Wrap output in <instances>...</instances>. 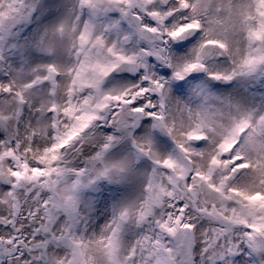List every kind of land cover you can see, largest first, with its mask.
<instances>
[{
    "label": "snow or ice",
    "instance_id": "obj_1",
    "mask_svg": "<svg viewBox=\"0 0 264 264\" xmlns=\"http://www.w3.org/2000/svg\"><path fill=\"white\" fill-rule=\"evenodd\" d=\"M0 264H264V0H0Z\"/></svg>",
    "mask_w": 264,
    "mask_h": 264
},
{
    "label": "rangeland",
    "instance_id": "obj_2",
    "mask_svg": "<svg viewBox=\"0 0 264 264\" xmlns=\"http://www.w3.org/2000/svg\"><path fill=\"white\" fill-rule=\"evenodd\" d=\"M28 27L29 25L25 24V25L17 26V28L13 30L12 35L7 37L5 41L6 44H8L9 48L22 49L26 43L30 42L31 34H29V36L23 35V33L27 30ZM190 47H191L190 44L186 45V49ZM195 77H196L195 79H191L189 80L187 84H185V92H190L193 89H198V86L211 87V85L205 84V78H206L205 73L203 74L199 73ZM215 83L222 84L225 82H215ZM229 83H232V82H229ZM246 87L247 85L244 82L233 83L232 91L239 92V91H242ZM213 91H216V89L213 88ZM100 223H102V221H100Z\"/></svg>",
    "mask_w": 264,
    "mask_h": 264
},
{
    "label": "bare ground",
    "instance_id": "obj_3",
    "mask_svg": "<svg viewBox=\"0 0 264 264\" xmlns=\"http://www.w3.org/2000/svg\"><path fill=\"white\" fill-rule=\"evenodd\" d=\"M184 83V82H183Z\"/></svg>",
    "mask_w": 264,
    "mask_h": 264
}]
</instances>
